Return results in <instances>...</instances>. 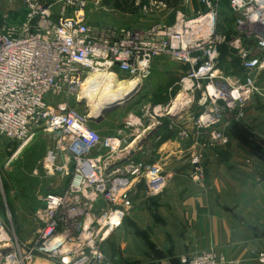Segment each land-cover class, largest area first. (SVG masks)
Here are the masks:
<instances>
[{
  "label": "built area",
  "instance_id": "1",
  "mask_svg": "<svg viewBox=\"0 0 264 264\" xmlns=\"http://www.w3.org/2000/svg\"><path fill=\"white\" fill-rule=\"evenodd\" d=\"M194 1L182 0L181 5ZM196 1L203 11L195 17L177 11L172 24L158 22L144 29L93 24L90 0H23L25 20L0 25V136L23 149L39 133H48L54 145L46 161L70 177L64 192L48 195L37 211L40 227L33 241L12 237L0 215V264H112L103 245L133 211L134 188L144 184L147 197L153 198L167 187L158 165L130 158L116 164L128 156L132 143L120 134H100L89 121L90 113L79 109L90 76L111 74L138 81L160 59L187 65L183 83L192 82L193 93L203 91L196 129L214 144L228 143L220 129L226 115L244 117L246 106L259 93L264 0H229L235 16L232 34L218 30L215 1ZM96 5L106 11L101 0ZM135 5L145 16L175 10L161 0H136ZM227 45L238 51L242 75L220 72V49ZM171 109H165L167 115ZM153 114H163L161 107H154ZM178 136L188 140L190 133L180 129ZM192 165V179L199 182V154L192 157ZM257 260L264 264V251ZM182 261L230 264L214 249Z\"/></svg>",
  "mask_w": 264,
  "mask_h": 264
},
{
  "label": "crops",
  "instance_id": "2",
  "mask_svg": "<svg viewBox=\"0 0 264 264\" xmlns=\"http://www.w3.org/2000/svg\"><path fill=\"white\" fill-rule=\"evenodd\" d=\"M113 3L109 6L111 11L115 10ZM176 5L172 6L176 9L173 13L146 17L173 14V18L158 21L172 24L177 11L189 18L203 11V6L196 0L188 7L181 5L182 10ZM137 8L136 14L115 11L136 16L141 13ZM94 13L99 15L97 9ZM93 15L89 12L90 21L99 26L147 29L142 24L126 26L97 22ZM230 15L235 22V16ZM220 19L219 15L218 30ZM162 61L167 60L156 62ZM180 65L182 67H156L151 78L154 83L148 85L144 100L137 103L140 115L129 112L135 106L132 104L134 99L125 108L117 110L132 114L125 120L114 122V112L101 124H95L97 128L109 127L106 135L120 133L128 138L132 143L129 152H133L130 159L158 165L168 181L165 191L153 198L147 197L144 184L134 188L133 211L123 227L103 245V252L112 264H184L185 256L214 249L230 264H259L257 256L264 250V99L256 98L251 102L242 119L227 114L220 129L228 143L214 144L194 125L204 108L203 91L193 93L189 90L192 82L184 84L183 80L190 67ZM219 70L226 75H242L241 65L233 72L226 73L220 67ZM257 80L264 94V72ZM142 86L140 83L137 95ZM161 94L163 100H160ZM180 97L183 98L179 100ZM154 107H161L163 114H153ZM166 108H172L173 112L167 115ZM180 129L190 133L188 140L179 138ZM196 154L201 156L203 165L200 182L192 179L194 167L191 160ZM38 263L53 264L44 260Z\"/></svg>",
  "mask_w": 264,
  "mask_h": 264
},
{
  "label": "rangeland",
  "instance_id": "3",
  "mask_svg": "<svg viewBox=\"0 0 264 264\" xmlns=\"http://www.w3.org/2000/svg\"><path fill=\"white\" fill-rule=\"evenodd\" d=\"M99 0H90L89 12L94 14L97 22L103 21L108 24H124L126 26H137L142 24L143 27L151 28L159 19L166 20L167 18H173V14L164 17H144L141 13L136 16L124 15L122 13L112 11L109 6L113 3V0H101L103 7L106 11H102L96 4ZM136 1V0H131ZM146 3L147 0H141ZM176 1V7L180 9L182 0ZM217 3L220 12V33H234V20L229 13L230 6L229 0H213ZM97 9V13L94 11ZM26 9L23 8L22 0H0V25L7 22H20L25 18ZM176 10V9H175ZM182 10V9H181ZM197 8L194 9L196 11ZM103 13V14H100ZM153 14L149 16H153ZM141 18H146L142 20ZM221 57L218 61V66L224 72L237 71L240 67V59L238 57V51L232 46L221 48ZM158 66H170L180 67L178 63H172V61L155 62L151 66L149 74L142 78L139 83L144 86L141 87L139 95H137L133 101L135 105L129 112L134 113L135 116L140 115V109L137 103L142 102L147 89L151 83H154L151 78L152 74ZM182 67V66H181ZM186 72V71H185ZM147 78V79H145ZM120 81H133L121 77ZM163 90L164 88H160ZM160 100H163L162 96ZM183 97H180L181 100ZM264 99V94L259 87V93L254 97ZM159 99L157 98V101ZM252 101V102H253ZM155 102V101H153ZM250 104V103H249ZM248 104V105H249ZM247 105V106H248ZM246 106V108H247ZM245 108V110H246ZM81 111L92 113L91 108L88 107L87 103L80 105ZM127 111H115L114 122H121L125 120L129 115ZM241 117L240 119H242ZM94 127L99 131L100 134L106 135L109 132L106 125L105 127ZM120 134V133H117ZM264 138V134H263ZM54 145V139L48 133L41 132L23 149L17 144L10 143L7 139L0 136V215L5 220L8 226L9 233L13 237L14 234L23 242H31L35 239L36 233L40 227V223L36 218L37 211L44 205L46 197L50 194H60L68 187L70 177L63 176L58 172L55 166L47 163L46 157L49 149ZM202 161V159H201ZM192 162V160H191ZM203 167V165H202ZM200 182V181H199ZM14 232V233H13ZM264 251V250H263ZM262 251V252H263ZM261 253V252H260ZM259 253V254H260Z\"/></svg>",
  "mask_w": 264,
  "mask_h": 264
},
{
  "label": "bare ground",
  "instance_id": "4",
  "mask_svg": "<svg viewBox=\"0 0 264 264\" xmlns=\"http://www.w3.org/2000/svg\"><path fill=\"white\" fill-rule=\"evenodd\" d=\"M111 74L90 76L82 87L81 99L85 98L91 108V114H96L106 104L122 101L132 94L140 84L138 81H120ZM173 112V111H172Z\"/></svg>",
  "mask_w": 264,
  "mask_h": 264
},
{
  "label": "water",
  "instance_id": "5",
  "mask_svg": "<svg viewBox=\"0 0 264 264\" xmlns=\"http://www.w3.org/2000/svg\"><path fill=\"white\" fill-rule=\"evenodd\" d=\"M138 88H139V85L137 86V88H135L132 94H128V96H126V98L123 99L122 101L106 104L102 108H100L98 113L90 114L89 121L93 124L99 125L105 120L107 115L114 113L115 111L119 109L125 108L137 96V93L139 92ZM84 103H87V101L85 100V98H82L79 102V105H83ZM132 156H133V152L130 151L127 157L118 161L116 164H122L123 162L127 161V159H129Z\"/></svg>",
  "mask_w": 264,
  "mask_h": 264
},
{
  "label": "trees",
  "instance_id": "6",
  "mask_svg": "<svg viewBox=\"0 0 264 264\" xmlns=\"http://www.w3.org/2000/svg\"><path fill=\"white\" fill-rule=\"evenodd\" d=\"M166 2L170 7L176 5V1L174 0H161ZM134 1L131 0H114L113 6L114 9L127 14H136L138 12V8L135 6Z\"/></svg>",
  "mask_w": 264,
  "mask_h": 264
}]
</instances>
